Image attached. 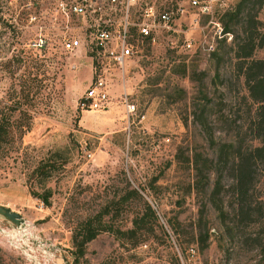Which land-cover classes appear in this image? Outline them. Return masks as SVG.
<instances>
[{"label":"rangeland","instance_id":"obj_1","mask_svg":"<svg viewBox=\"0 0 264 264\" xmlns=\"http://www.w3.org/2000/svg\"><path fill=\"white\" fill-rule=\"evenodd\" d=\"M55 1L0 0V124L6 131H0V206L25 223L18 232L0 218V262L255 264L260 256L239 245L235 229L231 237L222 231L221 220L232 224L230 162L215 164L218 145L234 140L236 132L244 145L258 144L244 134L245 110L254 106L233 58L251 1L224 0L217 17L232 37L218 42L211 55L194 51L196 41L187 51L145 46L126 80L131 114L117 84L108 90L107 109L80 110L89 62L81 51L59 49L50 20ZM237 5L243 8L239 21L226 20ZM256 18L264 23V2ZM39 34L48 38L44 47L32 45ZM13 56L23 65L11 67ZM252 58L264 59V48ZM31 60L40 67L26 68ZM193 158L198 169L204 158L215 168L203 170L202 186ZM45 190L47 205L38 198ZM220 204L227 211L223 218L216 211ZM102 209L101 224L111 230L100 231L74 255L73 230ZM143 214V227L133 235L114 231L130 228L132 218ZM197 225L208 230L202 250L189 241Z\"/></svg>","mask_w":264,"mask_h":264},{"label":"built area","instance_id":"obj_2","mask_svg":"<svg viewBox=\"0 0 264 264\" xmlns=\"http://www.w3.org/2000/svg\"><path fill=\"white\" fill-rule=\"evenodd\" d=\"M225 6L224 0H56L50 20L58 28L59 49L81 51L89 62L80 110L107 109L108 90L117 84L125 111L131 114L134 106L127 100L126 80L142 49L161 44L187 51L196 41L194 51L210 55L219 41L231 40L217 17ZM47 39L39 34L32 45L44 47Z\"/></svg>","mask_w":264,"mask_h":264},{"label":"trees","instance_id":"obj_3","mask_svg":"<svg viewBox=\"0 0 264 264\" xmlns=\"http://www.w3.org/2000/svg\"><path fill=\"white\" fill-rule=\"evenodd\" d=\"M250 1L252 6L242 16L244 25H240L241 35L234 43L233 58L235 59L236 71L243 78V84L250 105L254 106L253 110L250 107L245 110L248 120L244 123V125L246 124L244 134L246 135L247 131L249 141L255 140L258 144L252 145L248 143L244 145V137L240 132H236L233 137L234 140L218 145L215 164L217 167L219 164L230 162L228 174L231 178L230 190L232 202L230 203V211H232V224L229 225L224 220H221L222 231L231 237L235 229L239 245L255 251L260 256L255 261V264H264V59L252 58L253 52L256 49L264 48V23L256 18V11L261 7L264 0ZM242 9L237 5L232 13L226 12V20L231 21L232 18H236V21H239L237 20L239 19L237 16ZM222 27L224 31L229 32L227 23H223ZM219 42L224 41L221 40ZM9 62L11 67L18 68L20 65H23L25 60L13 56ZM30 62L27 61L30 65L29 67L26 66V68L35 67V69H38L40 67V64L32 60ZM28 118L30 120L31 116ZM197 123L201 126L203 125V122L199 119ZM28 128L29 124H26L24 130H28ZM0 131L2 133L6 132L3 124H0ZM202 162L203 165L199 169L196 166L197 158H193L191 162L193 171H195V177L199 179L198 183L201 186L207 181L205 173L212 169L215 170L207 158H204ZM203 170H205V173ZM195 183H197L196 180H194V185ZM128 193L136 194V191L130 190ZM48 195L49 191L45 190L41 196L37 197L40 198L42 203L47 205ZM145 209L147 214L154 216L148 204H145ZM216 211L222 218L227 215V211L224 210L222 204L217 206ZM105 213L107 211L102 209V211L97 212L95 215L84 219L80 222L79 227L73 230L71 244L74 248L72 252L74 255H81L84 245L92 240L100 231L111 230L109 226L101 224V219ZM144 216L145 214L132 218L130 228L124 231H114L121 235H133L136 229L143 227L141 225ZM250 227V230H246ZM192 237L193 239L189 241L195 242L198 249L202 250L206 247L208 230L203 227L200 228L197 225L196 235H192ZM0 264L2 263L0 262Z\"/></svg>","mask_w":264,"mask_h":264},{"label":"water","instance_id":"obj_4","mask_svg":"<svg viewBox=\"0 0 264 264\" xmlns=\"http://www.w3.org/2000/svg\"><path fill=\"white\" fill-rule=\"evenodd\" d=\"M0 218L5 220L13 230H16L17 227L24 224V219L18 213L7 207L0 206ZM0 231L2 230L0 229Z\"/></svg>","mask_w":264,"mask_h":264},{"label":"bare ground","instance_id":"obj_5","mask_svg":"<svg viewBox=\"0 0 264 264\" xmlns=\"http://www.w3.org/2000/svg\"><path fill=\"white\" fill-rule=\"evenodd\" d=\"M24 228H25V223L23 225H20L19 227H17L16 230H18V232H21ZM1 232H3V231H1Z\"/></svg>","mask_w":264,"mask_h":264}]
</instances>
